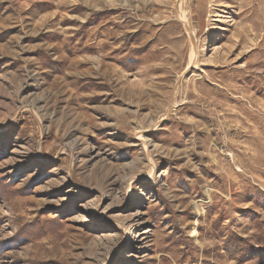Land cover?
<instances>
[{"label": "rangeland", "instance_id": "rangeland-1", "mask_svg": "<svg viewBox=\"0 0 264 264\" xmlns=\"http://www.w3.org/2000/svg\"><path fill=\"white\" fill-rule=\"evenodd\" d=\"M0 264H264V0H0Z\"/></svg>", "mask_w": 264, "mask_h": 264}, {"label": "trees", "instance_id": "trees-1", "mask_svg": "<svg viewBox=\"0 0 264 264\" xmlns=\"http://www.w3.org/2000/svg\"><path fill=\"white\" fill-rule=\"evenodd\" d=\"M235 248H237L238 247V245H236V246H234Z\"/></svg>", "mask_w": 264, "mask_h": 264}, {"label": "bare ground", "instance_id": "bare-ground-1", "mask_svg": "<svg viewBox=\"0 0 264 264\" xmlns=\"http://www.w3.org/2000/svg\"><path fill=\"white\" fill-rule=\"evenodd\" d=\"M229 185V184H228Z\"/></svg>", "mask_w": 264, "mask_h": 264}]
</instances>
